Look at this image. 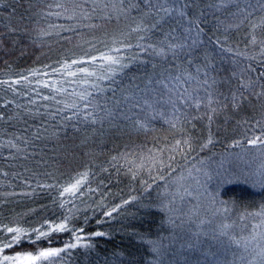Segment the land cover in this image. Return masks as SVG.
<instances>
[{
	"label": "trees",
	"instance_id": "obj_1",
	"mask_svg": "<svg viewBox=\"0 0 264 264\" xmlns=\"http://www.w3.org/2000/svg\"><path fill=\"white\" fill-rule=\"evenodd\" d=\"M73 2L27 0L25 3V0H21L22 7L17 0H0V35L8 36L6 47L0 50V81L28 77L27 82L13 86L15 92L7 85H0V113L5 117L0 119V223L10 226L19 224L31 229L45 221L59 222L63 216L75 213L70 227H83L86 233L103 231L107 235L92 238L94 248L90 252L78 248L70 255H65L63 264H166L161 262L160 256L157 258L153 242L156 245L159 242L164 244L161 238L163 233L173 234L174 230L170 229L164 212L158 208V190L168 182L173 172L187 162L245 148L248 145L247 139L259 135L264 129V112L253 106L256 103L253 100L252 103L245 102L239 110L230 107L223 110L214 117L211 124L205 118L195 121V127L181 123L172 128L161 119H156L151 122L154 129L151 131H138L130 121H123L119 117L115 120L110 117L100 119L104 117L102 111L97 113L95 123L85 121L82 117L66 119L77 110L82 113L90 111L83 107L87 101L80 100L75 93L85 89L92 92L93 96L101 93L89 86V82L96 77H90L87 84L73 83V80L80 81L83 77L79 74L76 77L67 76L62 65L74 59L99 57L101 52L121 47L120 40L135 45L138 35H126L135 27L131 18L135 17V13L119 18L114 15L111 20L101 18L105 12L110 13L111 9L98 10L90 20L78 17L68 19L71 12L55 15L56 12H63V9L56 7L58 3L71 8ZM93 6L91 0L86 5L89 9ZM13 8L16 9L14 14ZM92 24L97 27L88 26ZM6 25L17 31L8 32ZM205 28L207 31L212 28V24L205 25ZM246 32L244 27L238 32L234 31L228 44L233 47L242 46ZM207 35L212 36L213 33L207 31ZM216 36H221V33L217 32ZM207 50L213 55L218 51H213L211 44ZM137 53L138 49L132 48L122 49L119 54L132 57ZM100 64L101 61L97 60L95 64L74 65L69 70L88 67L99 75L102 71ZM53 69L60 71L54 72ZM142 69L152 72L147 65L134 64L123 73H118L115 82L97 79L99 88H116L121 81L124 86H129L133 75L143 78ZM33 70H36V75H32ZM44 82L49 86L44 87ZM132 82L141 83V80ZM56 88L65 91L57 93ZM118 93L117 96L120 95ZM45 96H54L55 99L45 100ZM108 96H111L110 91L105 93L104 99ZM33 100L35 104L30 103ZM7 101L13 103L4 106ZM73 103L77 104L76 109L65 108L66 104ZM108 107H112L111 101ZM257 121L260 123L257 124ZM37 132L40 139L34 138ZM209 136L213 142L202 148L203 144H207ZM188 138L191 139L190 149L183 146L181 150L171 151L176 140ZM9 140L16 143L20 151L7 146ZM236 141H240V144L234 146ZM149 149L153 153L163 149V158L169 167L161 168L158 164L154 166ZM169 156L174 159L169 160ZM113 157L117 159L113 160ZM136 162L143 164V167L137 168ZM129 168L136 173L135 179ZM84 172L88 173V177L76 197L69 194L61 197L63 187L74 183ZM145 181L151 185L150 188L146 187ZM89 188L94 191H88ZM132 197H136V200L120 208L113 214L114 218L103 217L104 210H110L124 200H132ZM62 200L68 201L64 207L60 206ZM218 201L230 207V213L238 223H244L247 219L255 225L261 219L264 220V216L254 215L264 213V187L255 189L240 183L225 184L218 192ZM69 209H72V213ZM97 220L103 222L98 224ZM190 226L187 227L190 233H196L199 229H195L196 225ZM173 235L175 244L168 248L167 253L185 257V260L175 263H196L193 256L198 246L188 243V246L194 248L181 250L183 247L178 234ZM202 235L203 239L208 237L206 232ZM71 240L69 232L53 233L47 240L42 239L36 244L22 243L19 248L11 251L62 247ZM244 263L235 258V264Z\"/></svg>",
	"mask_w": 264,
	"mask_h": 264
},
{
	"label": "snow or ice",
	"instance_id": "obj_2",
	"mask_svg": "<svg viewBox=\"0 0 264 264\" xmlns=\"http://www.w3.org/2000/svg\"><path fill=\"white\" fill-rule=\"evenodd\" d=\"M17 3L23 7L21 0H17ZM89 3L90 0H79V2L74 0L71 8L58 3L56 7L63 9V12H56L55 15L61 16L71 12L68 19L78 17L90 20L98 10L111 9L110 13L105 12V15L101 17L111 20L114 15L115 18H119V16H130L135 13V17H131L135 27H132L126 35L131 37L133 33L138 34L137 43L133 45L120 40L121 47L101 52L99 57L90 56L87 60L74 59L71 63H64L62 67L66 70L67 76L76 77L79 74L83 77L80 81L73 80L72 82L87 84L90 77L115 82L114 78L118 73H123L134 64L147 65L152 72L149 73L147 69H142L143 78L133 75L129 86H124L121 81L116 88L104 89L93 83V88L98 89L100 93L110 91L111 96L100 100L87 89L75 93L80 100L87 101L83 107L90 111L82 113L77 110L73 112V116L66 117V119L82 117L85 121L90 120L95 123L97 113L102 111L105 115L99 117L100 119L110 117L115 120L119 117L123 121H130L138 131H151L154 130L151 122L156 119H161L172 128H176L181 123L195 127V121L205 118L211 124L214 117L223 110L229 107L239 110L245 102L252 103L253 100L256 102L253 106L259 107L264 112V0H107V2L91 0L94 6L90 9L86 7ZM15 11L16 9L13 8V14ZM208 24H212V28L207 30L213 33L212 36L207 35L205 25ZM88 26L97 27L95 24ZM5 27L10 33L17 31L14 27L7 25ZM242 27L247 29L242 46L229 45L231 34L234 31L238 32ZM217 32L221 33L222 38L216 36ZM7 40L6 34L0 35V50L6 47L5 41ZM141 41L144 43H140ZM113 42L116 43V41ZM209 44L213 46V51L218 50L215 51V55L207 50ZM132 48L138 49L137 55L126 57L119 54L122 49ZM97 60L101 61L99 67L102 71L99 75L96 71H90L88 67H79L76 71L69 70L74 65L95 64ZM156 69L160 70L156 71ZM53 71H60V69H53ZM36 74V70H33L32 75ZM136 80H141V83L132 82ZM27 81L28 77L22 76L17 80L0 81V85H7L15 92L14 85ZM43 86L48 87L49 85L44 82ZM55 91L61 93L65 89L56 88ZM117 91L120 93L119 96H117ZM43 99L54 100L55 97L45 96ZM109 101L112 107H108ZM11 103L13 102L7 101L4 106ZM30 103L35 104V101H30ZM65 108L76 109L77 104H66ZM63 110L60 109V111ZM28 111L31 112V109ZM4 118V115L0 113V119ZM259 123L257 121V124ZM34 138H41L39 132ZM212 142L209 136L207 144H203L202 148ZM247 143L254 148L264 146V129L259 135L249 137ZM239 144L240 141H236L234 146ZM7 146L20 151L19 146L11 140L8 141ZM183 146L190 149L191 139L176 140L171 151L181 150ZM163 152L164 150L160 149L157 153H153L149 149V156L154 166L158 164L161 168L169 167L165 163ZM126 156L127 154L125 158ZM168 159L171 160L174 157L169 156ZM201 163L204 162L201 161ZM139 167H143V164ZM220 168L223 172L217 171L215 177L210 172H205V176L208 180L216 178L221 183L234 178V173L224 168L223 162ZM148 170L151 172V168ZM129 171L135 179L136 173L132 168H129ZM87 177V172L81 173L80 178L75 179L74 183L63 187L60 196L64 197L65 194H69L76 197ZM145 185L148 188L151 187L147 181ZM38 187H52V185H38ZM88 191H94V189L89 188ZM80 194L83 195V193ZM165 194L161 193V195ZM180 199L182 200L183 196H180ZM133 200H136V197H132V200H124L122 204L110 210H104L103 217L114 218V213ZM66 203L68 201L62 200L60 206L64 207ZM224 211L228 209L225 208ZM69 212L72 213V209H69ZM74 215L75 213L65 215L59 222L45 221L39 227L31 229L19 224L10 226L0 223V264H63L64 256L70 255L78 248L90 252L94 248L91 243L92 238L104 237L107 233L103 231L86 233L83 227H70ZM254 215L264 216V213ZM102 222L101 220L96 221L98 224ZM229 227L230 225L227 224L222 225L223 229ZM64 232H69L72 240L63 244L62 247H40L35 251H11L19 248L22 243L36 244L42 239L47 240L53 233ZM221 237H226L228 240L226 249L231 245L237 248L242 247L243 254L237 256L233 252V257L246 264H264V220L260 224L252 225L250 237L238 239L229 235L227 231H221L219 234L213 232L207 237L210 250L204 255L206 260L209 256L212 257L209 264H235V260H229L227 256H223L218 251H211ZM161 247L162 245H156L153 242V251L158 254L157 258H159Z\"/></svg>",
	"mask_w": 264,
	"mask_h": 264
},
{
	"label": "rangeland",
	"instance_id": "obj_3",
	"mask_svg": "<svg viewBox=\"0 0 264 264\" xmlns=\"http://www.w3.org/2000/svg\"><path fill=\"white\" fill-rule=\"evenodd\" d=\"M93 83L99 85L97 79L91 80L89 86L92 87ZM106 92L94 97L97 99H104ZM89 99H92V97H89ZM101 115L105 114L101 112ZM201 161L204 163L202 164ZM221 162H223L224 168L228 169L230 173H234V178L223 183L218 182L216 178L208 180L205 176V172L212 173L214 177L217 171L223 172V169L220 168ZM139 165L140 162H136L137 168H139ZM169 177L168 182L158 190V200L160 204L158 208L164 212L170 229H173L178 234L179 240L182 243L180 244L183 247H180L181 250L185 248L187 251V248H194L193 246H188V243L198 246L196 255L193 256L197 264H209V261L212 259L211 256L208 257V260L205 259L204 253L210 250L207 237L203 239L202 234L205 232L208 234L206 236L211 235L213 232L219 234L221 231H227L229 235L238 239L250 237L252 233V221L246 219L244 223H238L234 218L235 216H232L230 213V207L218 201V192L223 185L234 183L245 184L255 189L264 187V146L254 148L250 145H246L245 148L230 151L225 154L208 156L187 162ZM185 189H187V191H185ZM161 193L166 194L161 195ZM180 196H183L182 200ZM225 208H227L228 211H224ZM173 221H175V223H173ZM202 221L203 223H201ZM224 224L230 225V227L228 229H223L222 225ZM190 225H196L195 229L199 228L198 231L196 233H190L191 231L187 230V227ZM174 231L173 234H176ZM258 231H260V229H258ZM163 234L161 238L165 243L160 244L159 242V244H157L162 245L159 252L161 262H166V264H168V261H170V264H176L175 261L185 260L184 256L180 258L177 255L172 256L171 252V254L167 253L168 248H171V245L175 244V239L172 232ZM178 236L175 238H178ZM185 244L186 247H184ZM227 244V238L221 237L220 241L216 242L215 247L211 248V251H218L222 253L223 256H227L229 260H235L236 258L233 257V252H235L237 256L241 253L243 254L242 247L237 248L235 245H231L226 249L225 246ZM162 251H165V253H162ZM170 257H172V260ZM196 263L193 262L192 264ZM244 264H246V262Z\"/></svg>",
	"mask_w": 264,
	"mask_h": 264
}]
</instances>
